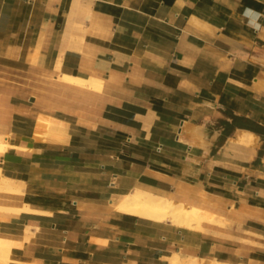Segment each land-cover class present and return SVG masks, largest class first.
I'll use <instances>...</instances> for the list:
<instances>
[{
    "label": "crops",
    "instance_id": "0c3cea01",
    "mask_svg": "<svg viewBox=\"0 0 264 264\" xmlns=\"http://www.w3.org/2000/svg\"><path fill=\"white\" fill-rule=\"evenodd\" d=\"M0 138V264H264V0H0Z\"/></svg>",
    "mask_w": 264,
    "mask_h": 264
},
{
    "label": "bare ground",
    "instance_id": "6f19581e",
    "mask_svg": "<svg viewBox=\"0 0 264 264\" xmlns=\"http://www.w3.org/2000/svg\"><path fill=\"white\" fill-rule=\"evenodd\" d=\"M59 79L61 83H65L66 81H72L78 84H88L92 87H97V88L100 87V83H101L97 81L95 78L94 79L89 78L87 80H84L77 76H67V75H60ZM252 140H253V135L252 134L250 135L248 133L247 134L243 133L238 138V141L240 143H252ZM6 149H7V145L4 144L0 138V154ZM1 182H2V187H1L2 189H4L5 191L12 190L13 188L11 183L12 181L8 179H2ZM13 186H15L14 183ZM115 207H114L115 210L117 209L120 212L129 213L140 218H145L148 220H153L158 222L171 223L176 226H182L188 229H195V230H197V228L200 227L202 221L211 220L209 216L202 209L196 206L185 207L181 203L173 202L172 199L153 195L151 193L141 190H133L132 192L127 193L124 196V198L116 202ZM12 245L13 243L11 241L0 239V250L5 251L6 257L8 258L7 262H12L14 259L11 257L10 254V248ZM180 261H182L180 257L175 254L172 257L170 264H180L179 263ZM196 262L197 260L194 263L197 264Z\"/></svg>",
    "mask_w": 264,
    "mask_h": 264
},
{
    "label": "rangeland",
    "instance_id": "374dc122",
    "mask_svg": "<svg viewBox=\"0 0 264 264\" xmlns=\"http://www.w3.org/2000/svg\"><path fill=\"white\" fill-rule=\"evenodd\" d=\"M0 255H1L0 258H3V259H0V262H7L8 261V258L6 257L4 250H0Z\"/></svg>",
    "mask_w": 264,
    "mask_h": 264
},
{
    "label": "clouds",
    "instance_id": "9594fccd",
    "mask_svg": "<svg viewBox=\"0 0 264 264\" xmlns=\"http://www.w3.org/2000/svg\"><path fill=\"white\" fill-rule=\"evenodd\" d=\"M251 11H255V10L247 9V8H246L244 14L247 15V14H248L249 12H251Z\"/></svg>",
    "mask_w": 264,
    "mask_h": 264
}]
</instances>
